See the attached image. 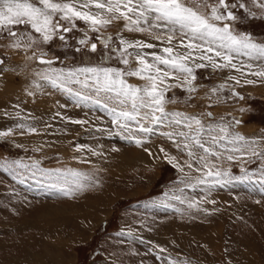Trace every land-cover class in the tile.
<instances>
[{"label": "rangeland", "instance_id": "1", "mask_svg": "<svg viewBox=\"0 0 264 264\" xmlns=\"http://www.w3.org/2000/svg\"><path fill=\"white\" fill-rule=\"evenodd\" d=\"M215 2L216 0H208L209 5ZM231 2L243 3L250 12L255 13L254 17L249 16L245 9L237 7L234 11L241 19L235 22L234 29L250 34L257 43H264V9L253 4V0ZM61 23L71 26L66 21ZM75 24L76 27L71 32H58L48 42H44L30 25L10 26L17 37L10 35L6 29L0 30V36L3 37L0 38L1 61L15 66L12 71L0 68V77H4L0 78V85L2 79L8 80L9 87L5 90H27L24 98L28 99L26 106L24 102L10 104L0 92L1 115L14 116L15 119L20 116L33 119L54 108L55 100L60 99L69 107L65 113L73 115L70 131L91 133L82 144L84 149L89 150V155H95L96 160L94 167L83 155L82 159L80 155H64L60 153L59 142L43 144L40 150L34 149L30 143L15 142L10 136L0 138V264H170L172 261L176 264H264V191H261L260 181L264 156H253L251 151V147L257 152L264 151V77L251 74L264 67V62L249 61L248 57L241 55L235 56L233 60L240 71L213 68L210 63H205L207 66L204 68L193 67L196 76L193 82L196 88L194 92H189L186 85L174 78L166 81L171 87L165 92V110L169 107L170 113L199 118L205 125V131L201 133L205 147L210 146L207 143L209 126L218 132V125L227 126L229 133L243 136L251 145L241 151L231 152L225 150L227 141H221L212 146L218 156H207V163L213 171H229L231 176L242 177L245 173L241 169H244L251 179L233 180L224 187L217 185L211 189L207 184L190 187L189 184H196V177H203L207 171L199 162V157L205 155L202 149L194 147L192 151L196 155L189 157L188 150L182 148L183 138H175L181 143V148H177L176 142L161 135L164 130L174 129L165 125H151L148 121L142 123L153 127L154 132L147 137L136 133V138L145 141L143 146H138L135 139L128 138L129 131L136 129L135 122H130L128 130H122L112 123V116L104 107L91 103L78 105L71 95L53 88L38 75L49 67L65 71L93 66L126 69L129 66L120 62L119 51H111L104 46L102 40L111 37L110 47L116 49L121 48L120 37L129 41H151L156 47L145 50L159 53L167 45L156 37L166 36L167 33H160L158 30L130 32L124 27L122 20H115L98 32L92 31L83 21H75ZM62 34L66 35L63 41L59 39ZM85 38L89 41L88 44L81 45L79 41ZM180 38L177 33L173 45ZM18 40L20 46L15 47ZM91 43L97 44L96 52L91 51ZM45 55L55 59L51 65L37 61V56ZM216 59L222 62L219 58ZM248 63L253 64L251 70L241 67ZM34 64L46 66L47 69L37 70ZM191 65L190 63L189 66L192 67ZM131 66L136 67V63L131 62ZM177 75L184 78L183 74ZM243 77H247L246 80L241 79ZM125 79L137 87L145 84L139 77ZM249 80L253 83H248ZM71 87L74 91L80 89L75 84ZM213 89L216 91L213 92ZM95 118L98 123L107 124L115 132V137L102 138L107 141L105 146L110 148L111 154H114L111 149L115 146L125 149L123 152H127V158L146 149L145 152L149 154L150 150L155 149L152 144L158 143L170 151L171 154H168L176 158L183 171L173 167L167 160L155 162L153 159L148 165H144V171L140 169L142 174L139 176L131 174V171L125 172L132 167L121 163L124 166L122 172L131 175L129 180L126 178L123 179L125 182L121 181L109 171L110 168L113 169L117 159L115 164L111 162L110 155H105L108 153L105 146L95 142ZM77 120L86 123H73ZM32 122L23 123V129L18 132L20 138L33 137V132L29 131L33 127ZM1 127L0 131H4V127ZM176 130L188 131L183 125ZM227 147L231 148L232 145ZM162 154L159 151L154 157ZM229 155L234 159L229 160ZM147 156L152 158L153 155ZM36 157L39 161L34 162ZM13 162L27 165L28 169L16 167ZM37 162L39 168L46 171L75 170L84 174L86 178L82 177L81 182L85 187L72 196L61 195L47 186L51 181L40 172L32 175V165ZM189 164L192 165L191 168L188 167ZM14 174H18L17 179H13ZM20 177L24 179L23 184L19 183ZM112 190L121 192V196L106 197ZM103 196L105 198L100 201L101 207L95 209L93 224L86 225L88 229L84 228L83 232L80 231L82 227L72 223L69 218L51 217L56 210L71 211L84 201L91 203L95 199L96 202ZM174 197H180L184 203ZM190 202L194 204L193 207L188 206ZM103 212L107 217L100 220ZM74 225L80 229L76 236L71 233ZM81 233L83 234L80 236ZM161 248L164 249L163 252L160 251Z\"/></svg>", "mask_w": 264, "mask_h": 264}, {"label": "snow or ice", "instance_id": "2", "mask_svg": "<svg viewBox=\"0 0 264 264\" xmlns=\"http://www.w3.org/2000/svg\"><path fill=\"white\" fill-rule=\"evenodd\" d=\"M253 4L264 9V2L260 0H253ZM237 7L245 9L249 16H255V13L250 12L245 4L232 3L231 0H216L211 5L208 0H0V30L6 29L15 37L16 33L10 26L30 25L31 29L41 35L44 42L52 40L58 32H71L76 27L75 21L78 20L85 22L94 32L100 31L115 20H122L124 27L130 32L144 33L151 30L166 32V36L156 37L158 40L162 39L167 45L159 53L143 51V49H154L156 46L139 40L129 41L120 37V49L110 47L111 37L102 40L104 46L109 47L111 51H119L120 62L129 66L126 69L93 66L65 71L49 67L38 75L53 88L71 95L78 105L91 103L104 107L112 116V123L122 130H128L130 122H135L137 127L135 131H129L128 138L135 139L138 146L145 141L136 138V133L147 137L154 132L153 127L146 126L142 121L174 129L162 132L161 135L176 142L177 148H181V143L175 138H183L182 148L188 150L189 157L196 155L192 151L194 147L202 149L205 153L199 157V162L207 171L203 177L195 178L196 184H189V186L207 184L211 189L217 185L224 187L233 180L251 179L244 169H241L245 173L242 177L231 176L229 171H213L207 163V156H218L212 146L220 144L221 141H227V145L232 147L228 148L224 145L225 150L238 152L251 145L243 136L229 133L227 126L218 125V132L209 126L210 135L207 143L210 146L205 147V141L201 136V133L205 131V125L199 118L165 110L167 102L165 92L171 87L166 81L170 78L179 80L180 76L177 74H183L182 84L187 86L189 92H194L196 88L193 82L196 76L193 67H206L207 65L202 61L209 62L213 68H232L237 71L241 69L233 63L235 56L242 55L248 57L249 61L264 62V43L255 42L250 34L237 32L233 27L235 22L241 19L234 11ZM61 21H66L71 26H65ZM177 33L181 38L173 45ZM59 39L63 41L65 36L60 35ZM88 42L86 38L79 41L81 45H86ZM14 46H20L19 40ZM129 49L133 51L130 52ZM96 50L97 44L91 43V51L96 52ZM149 56L151 59L148 58ZM129 57L136 61V67L131 66ZM216 58L222 62H218ZM41 63L51 65L52 62L41 59ZM190 63L193 67L189 66ZM241 67L251 70L253 64L248 63ZM251 74L264 77V67H261L259 71H252ZM131 76L143 79L144 86L137 87L129 84L125 77ZM230 78L235 79V77ZM247 82L253 83L251 80ZM237 83H239L238 80ZM73 84L79 85L80 89L74 91L71 87ZM212 91L215 92L216 89ZM208 115L210 116L211 113ZM73 123L83 124L86 121L77 120ZM180 125L188 131L176 130ZM18 126L24 127L22 124ZM29 131L36 132V128L30 127ZM11 134L12 129L0 131V138ZM240 142L243 143L237 147ZM251 151L253 156H264V151L257 152L254 147H251ZM160 152L164 154L163 158L169 164L183 171V167L176 162L175 157L170 156L163 148ZM227 158L234 159L232 155ZM13 163L16 167L28 169L27 165ZM188 167L191 168L192 165L189 164ZM32 169H34L33 176L40 172L51 181L47 186L61 195L72 196L85 187L81 178L86 177L78 171H46L39 168L38 162L32 165ZM17 176L18 174H14L13 179H17ZM225 177L227 179H224ZM260 181L261 191H264V169L260 172ZM19 183H24L23 177L19 178ZM174 198L180 200V197ZM180 202L184 203L183 200ZM211 202L214 203V201ZM188 206L193 207L194 204L190 202ZM160 251L163 252L164 249L161 248ZM170 264H176V262L172 261Z\"/></svg>", "mask_w": 264, "mask_h": 264}, {"label": "bare ground", "instance_id": "3", "mask_svg": "<svg viewBox=\"0 0 264 264\" xmlns=\"http://www.w3.org/2000/svg\"><path fill=\"white\" fill-rule=\"evenodd\" d=\"M15 37H17V36H15ZM148 42L151 43V41H148ZM148 42H146V43H148ZM151 44H154V43H151ZM157 46H159V45H157ZM143 50H145V49H143ZM145 51L150 53L148 50H145ZM148 58H150V56ZM22 61H24V60H22ZM130 62L136 63V61L133 58L130 60ZM202 62L203 63H209V62H206V61H202ZM34 67L37 70L39 68L47 69L46 66H42V65H39V64H34ZM0 68H1V70H5V71L15 70V66H13L10 63L9 64L2 63V66ZM250 76H252V75H250ZM2 77L3 76L1 75L0 78H2ZM245 78H247V77H243L241 79L246 80ZM183 79L184 78H180L179 80L175 79V81L182 82ZM141 85H140V87H141ZM8 87H9V81L5 80V79H2L1 80V85H0V92L2 94H4L3 97L5 96L6 100L8 102H10V104H12V103L17 104L19 102H21V103L24 102V106L28 105V103H26V101H28V99L24 98L25 97L24 94L26 93L27 90L26 91L20 90L21 89L20 87H19L20 89H18V90L17 89L16 90H12V91L5 90ZM2 94L0 95V99L2 98ZM70 107H72V106H70ZM67 108H69V107H68L67 104L64 103V101H62L60 99H56L54 108H51L49 111H47V112H45L43 114L36 115L35 117H33V119H29L26 116L25 117L20 116V118H18L19 117L18 116V117H16L18 119H15L14 116H13L14 117L13 118L12 116H8V115H5V114L1 115V113H0V126L4 127V131H7L8 129H12V134L9 135V136L15 142L30 143V146H32L34 149H40V150H42L41 148H42L43 144H48V143H53V144L55 143L56 144L57 142H59V144H60L59 149H61L60 153H62L64 155H68V156H70V155H80L81 159H82L81 155H83V156H85L86 160H88V162L93 164L92 166L95 167V165H96V163H95V161H96L95 160V155H89V153H90L89 150L86 149V148L84 149L83 144H82V142L86 138V136L91 135V133H85L84 131H73V132L70 131L69 127H70L71 118L73 117V115L70 114V113H65V110H67ZM169 110H170L169 107L166 108V111L169 112ZM83 113H85V112H83ZM45 118H47L46 119L47 123L44 122ZM31 120L33 121L32 122L33 127L36 128V132H33V137L32 138L28 137L27 139L20 138L18 136V132L20 130H22L23 128L19 127L18 125H21V124L23 125V123H25V121L27 123L31 122ZM37 121L40 122V123H37ZM98 122H99L98 119L95 118V126L97 125L96 130H95V134L97 136V139H95V142L98 143L99 145H102V147H104L105 144H107V141L103 140L102 138L104 136L115 137V135H114L115 132L113 133V130H110L109 129L110 126H107V124H100ZM164 131H166V130H164ZM116 135H117V133H116ZM117 137H118V135H117ZM79 144H81V145H79ZM27 145H29V144H27ZM152 145H153L152 147H154V145H155V149L154 150L148 149V150L151 151V155H153L152 158L147 156L149 154L147 152H145L146 150H141L140 153H138V155H134L132 157L127 158L125 156V155H127L126 154L127 152H123L125 149H122V147H116L115 146L114 148L111 149L114 154H111L110 148L108 146H105L104 149L106 151H108V153L105 154V155H110L109 156V157H111L110 160H112L111 162H114V164H115L116 159H117V162H118V164L116 162V164L114 165L113 169H111V168L109 169L110 173L116 175L118 177V179L120 178L121 181L126 180V178H127V180H129L130 177H131L130 173L131 174L136 173L139 176H141L142 172L140 171V169L142 171H144V169H143V167H145L144 165H148V163H150L151 160L154 159L155 162H160V160H165L163 158L164 156H162L163 154L158 156V157H154V155L156 153H158L161 148L165 149L164 146H162L161 144H158V143H153ZM93 150H94L93 152H95V147H94ZM167 150L168 149H166L165 151L167 153L171 154L170 151L169 150L167 151ZM113 155H115V156H113ZM43 156L45 157L47 155H43ZM36 158L37 159H35L34 162L35 161H39V158L38 157H36ZM40 159H42V158H40ZM121 163L123 165H126V167H132V168H129V170L125 171V172H129V171H131V172L128 173V174H124V171L122 172V168L124 166L121 165ZM114 170H116V172H114ZM119 170H121V171H119ZM142 177H143V175H142ZM145 177H148V176H145ZM116 182H118V181H116ZM113 191L114 190H112L111 192H108L109 194H106L105 196L106 197L108 196V197L111 198L112 196H116V195L121 196V194H122L121 192L117 193L116 191L115 192H113ZM103 198H105V197L103 196L102 199L101 198L97 199V201H99V202H97V201L95 202V199L91 203L90 202L89 203L88 202L85 203V201H84V202L80 203L81 204L80 206L73 207V210L70 209L71 211H64L63 212V211L56 210V211H54L55 215L53 214L51 217L63 218V216H64V219L65 218H69V220H71L72 223H74V224L76 223L79 226H81L82 228H80V229H82V230L78 229L77 226H75L76 224L74 225L75 228L73 226L74 229L71 230V233L76 236V235H78V233L80 231L83 232L84 231L83 229L86 228L89 223H92L93 220H95V209L101 207L100 201L102 202L104 200ZM53 207H55V206H53ZM61 207H63V206H61ZM57 208H59V206ZM62 210H64V209H62ZM105 214H106L105 212L102 213V216L99 217L100 220H104L107 217V215L105 216ZM86 229H88V227ZM82 234L83 233H81L80 236ZM149 239L151 240V238H149ZM57 246L59 247V245H57ZM156 251H157V249H156Z\"/></svg>", "mask_w": 264, "mask_h": 264}, {"label": "water", "instance_id": "4", "mask_svg": "<svg viewBox=\"0 0 264 264\" xmlns=\"http://www.w3.org/2000/svg\"><path fill=\"white\" fill-rule=\"evenodd\" d=\"M41 59H43V60H50L51 62L55 60V59H46V58H43V57H39L38 58L39 61H41Z\"/></svg>", "mask_w": 264, "mask_h": 264}, {"label": "flooded vegetation", "instance_id": "5", "mask_svg": "<svg viewBox=\"0 0 264 264\" xmlns=\"http://www.w3.org/2000/svg\"><path fill=\"white\" fill-rule=\"evenodd\" d=\"M62 35H64V34H62ZM64 36H66V35H64ZM0 38H3V37H1L0 36ZM90 47H91V44H90ZM44 57H47V55H45ZM2 59L0 58V61H1ZM4 62V61H3Z\"/></svg>", "mask_w": 264, "mask_h": 264}]
</instances>
